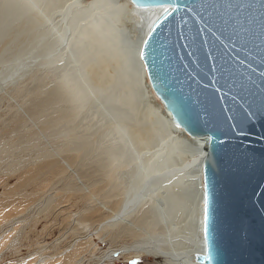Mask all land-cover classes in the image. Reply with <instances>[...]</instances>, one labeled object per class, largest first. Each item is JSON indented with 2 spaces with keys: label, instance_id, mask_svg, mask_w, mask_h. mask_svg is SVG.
Here are the masks:
<instances>
[{
  "label": "bare ground",
  "instance_id": "obj_1",
  "mask_svg": "<svg viewBox=\"0 0 264 264\" xmlns=\"http://www.w3.org/2000/svg\"><path fill=\"white\" fill-rule=\"evenodd\" d=\"M161 10L130 0H0V108L11 102L0 122V169L23 172L0 205L47 211L56 195L35 200L25 186L69 172L61 192L89 202L76 222L108 243L98 264L145 255L202 264L205 141L172 120L139 57ZM82 242L51 261L42 245L31 264H76Z\"/></svg>",
  "mask_w": 264,
  "mask_h": 264
},
{
  "label": "water",
  "instance_id": "obj_2",
  "mask_svg": "<svg viewBox=\"0 0 264 264\" xmlns=\"http://www.w3.org/2000/svg\"><path fill=\"white\" fill-rule=\"evenodd\" d=\"M161 7L139 49L149 84L202 137V264H264V0Z\"/></svg>",
  "mask_w": 264,
  "mask_h": 264
},
{
  "label": "rangeland",
  "instance_id": "obj_3",
  "mask_svg": "<svg viewBox=\"0 0 264 264\" xmlns=\"http://www.w3.org/2000/svg\"><path fill=\"white\" fill-rule=\"evenodd\" d=\"M8 105H11L10 101H3L1 108H0V120H1L0 122L9 118L8 112L5 109L6 106ZM12 110L14 109L12 108ZM6 115L8 116L7 118H6ZM0 170H1L0 171V179H1L0 180V184H1L0 185V202H1V201H4L5 199L15 196L14 192H12L13 195L11 193V189H12L11 186L15 182V180L16 181L19 180V177L20 179H22L23 172H21V170H18L17 172L12 173V172H4L2 169ZM68 173L69 172L53 173V174L47 175L44 180L42 179L38 182L30 183L29 185L27 184L25 186L26 192H30L29 194L32 193L33 196L36 194L34 197L30 195V198H33L35 200L36 198H39V196L46 194L47 192H50V191H51L50 193L52 194L54 193L53 194L54 196L56 195L54 199V203L52 204V206L49 207L47 211H42V212H39L38 214L37 212H35V214H32L31 216H27L28 210H26V208L24 209L25 205L23 206V205L18 204L17 203L18 201L16 202L17 204H14V207L16 208H12L10 206H6L5 208L4 206L0 205L1 206L0 214L2 215L0 216V219H1L0 220V223H1L0 224L1 226L0 227V264H31L35 257L33 252L35 253V251L40 246L42 247V245L44 248L42 247L43 248L42 249L40 247V249H42V251H45L43 252L44 254L47 252V254L45 255H47L48 256L47 258H49V256L52 257L53 253L56 255V253L58 254L60 253V251L62 252V250L63 251L65 249L67 250V248L72 242H76L78 244V243H81L83 239H86V242L88 241L90 245L86 243L85 240L82 242V243L84 242L86 243V244L84 243L85 244L84 246L86 248L83 246L84 250L81 248L78 249V252H79L77 253L78 262L76 264H94V263L98 264L99 263L96 251H98V248L104 249L106 246H108V243L106 241L102 242L94 236L93 226L87 225L86 226L87 228H86L85 226L83 227L82 225H79L78 222H76L77 216H79L80 211L85 207V205H88L89 202H87L86 198L84 197L82 198L81 193L79 192H69V194L68 192H61L59 188L62 183L61 178H65V176L68 175ZM40 192L41 194H38ZM90 204L93 207L97 206L99 204V197L93 198ZM16 205L17 206L19 205V207H17ZM20 206H23V207L21 208ZM2 208L5 209L6 212ZM2 213H4L5 215ZM6 213L8 214L6 215ZM7 218L8 219L10 218V220H8ZM15 218L16 219L19 218V220L18 219L16 220ZM73 228L75 229L77 228V233L74 230H71ZM19 234H20V237L18 236ZM87 244L89 246H87ZM62 256L61 255L54 256L52 261L59 260L60 258H62ZM51 257L49 258L50 261H51ZM94 257H96V260ZM162 261H163L162 258H153L151 256L145 255L141 258L133 260L132 262H129V264H162ZM116 264H119V263H116Z\"/></svg>",
  "mask_w": 264,
  "mask_h": 264
}]
</instances>
